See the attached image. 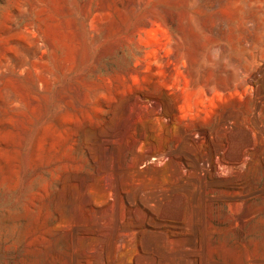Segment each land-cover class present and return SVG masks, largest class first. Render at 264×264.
Returning a JSON list of instances; mask_svg holds the SVG:
<instances>
[{"label":"rangeland","instance_id":"374dc122","mask_svg":"<svg viewBox=\"0 0 264 264\" xmlns=\"http://www.w3.org/2000/svg\"><path fill=\"white\" fill-rule=\"evenodd\" d=\"M0 264H264V0H0Z\"/></svg>","mask_w":264,"mask_h":264}]
</instances>
